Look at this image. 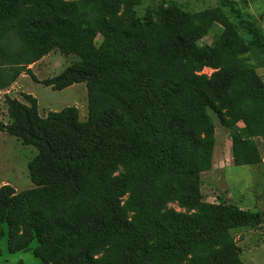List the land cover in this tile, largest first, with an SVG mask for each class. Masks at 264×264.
Here are the masks:
<instances>
[{
  "label": "trees",
  "instance_id": "1",
  "mask_svg": "<svg viewBox=\"0 0 264 264\" xmlns=\"http://www.w3.org/2000/svg\"><path fill=\"white\" fill-rule=\"evenodd\" d=\"M217 1L139 17L140 0H0V91L22 73L87 91L85 120L76 107L41 116L31 94L5 98L0 131L36 150L34 187H0V241L36 258L15 264H244L232 230L262 213L204 201L201 176L213 117L230 132L235 166L262 161L264 82L249 57L264 64V30L233 0ZM53 50L79 61L36 79L28 66Z\"/></svg>",
  "mask_w": 264,
  "mask_h": 264
},
{
  "label": "rangeland",
  "instance_id": "2",
  "mask_svg": "<svg viewBox=\"0 0 264 264\" xmlns=\"http://www.w3.org/2000/svg\"><path fill=\"white\" fill-rule=\"evenodd\" d=\"M237 7L254 16L258 25L264 30V0H233ZM174 2L189 12H198L218 6L217 0H140L136 15L142 17L148 9L159 4ZM219 26L213 29L200 41V45L213 43ZM99 40V38H98ZM250 61L256 65V71L264 82V64ZM79 61L75 55H64L53 50L41 60L28 66L38 80H44L60 74L71 63ZM203 73L210 74V69ZM22 94H31L37 99L38 113L45 116L48 112L60 111L66 107H76L79 119L87 118V91L84 83H76L60 91H54L32 80L22 73L7 89L0 91V122L6 124V96L24 101ZM215 146L212 168L201 176L203 200L209 203L222 202L234 204L242 210L262 213V222L252 228L232 230V235L240 258L244 264H264V138L257 139L262 161L257 165L235 166L231 154L230 132L221 126L215 117ZM36 155L32 146L23 145L20 140L0 131V187L9 185L16 192L34 187L27 165ZM0 264H15L17 261L34 263L36 258L30 252L9 253L5 238L0 241Z\"/></svg>",
  "mask_w": 264,
  "mask_h": 264
},
{
  "label": "crops",
  "instance_id": "3",
  "mask_svg": "<svg viewBox=\"0 0 264 264\" xmlns=\"http://www.w3.org/2000/svg\"><path fill=\"white\" fill-rule=\"evenodd\" d=\"M206 173V172H205ZM201 193H202V191H201ZM203 194V193H202Z\"/></svg>",
  "mask_w": 264,
  "mask_h": 264
}]
</instances>
